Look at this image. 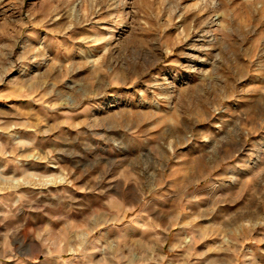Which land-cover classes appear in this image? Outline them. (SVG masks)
<instances>
[{"label": "rangeland", "instance_id": "1", "mask_svg": "<svg viewBox=\"0 0 264 264\" xmlns=\"http://www.w3.org/2000/svg\"><path fill=\"white\" fill-rule=\"evenodd\" d=\"M0 264H264V0H0Z\"/></svg>", "mask_w": 264, "mask_h": 264}]
</instances>
